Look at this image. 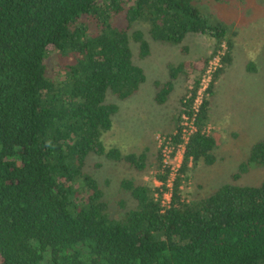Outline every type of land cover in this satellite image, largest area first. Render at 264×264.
Returning a JSON list of instances; mask_svg holds the SVG:
<instances>
[{"label":"trees","instance_id":"obj_1","mask_svg":"<svg viewBox=\"0 0 264 264\" xmlns=\"http://www.w3.org/2000/svg\"><path fill=\"white\" fill-rule=\"evenodd\" d=\"M136 23L161 44L180 45L187 34L213 39L214 54L225 44L221 63H228L229 28L192 0H0V264H264V182L224 184L199 199L181 195L188 164L215 161L216 142L206 131L213 83L168 207L159 189L125 180L136 205L111 217L102 188L85 172L89 154L135 171L146 167L145 152L122 154L101 141L118 111L106 95L124 101L146 79L131 60ZM132 37L146 57L142 33ZM52 52L55 78L46 66ZM181 68L157 83V103L166 101ZM200 76L192 97L181 100L174 145ZM248 167H264V140L251 146L240 172ZM157 176L166 181V173Z\"/></svg>","mask_w":264,"mask_h":264},{"label":"rangeland","instance_id":"obj_2","mask_svg":"<svg viewBox=\"0 0 264 264\" xmlns=\"http://www.w3.org/2000/svg\"><path fill=\"white\" fill-rule=\"evenodd\" d=\"M192 1L212 19L222 21L229 28L232 47L228 63H221L218 76L214 75L211 97L206 96L210 97L206 127L216 142L215 161L210 166L201 162L195 167L188 164L190 170L180 186L183 199L188 200L207 197L224 184L256 186L264 182V167H248L246 172H240L251 146L264 140V0ZM147 29L136 23L129 31L131 60L143 70L145 82L124 101L110 93L106 95V102L117 105L118 111L112 116L111 129L101 138L106 150L117 148L122 154L145 152L146 167L143 171H135L123 163L94 154H89L85 160V172L102 188L109 214L115 218L136 205L129 190L121 186L125 180L133 185L159 189L163 206H167L171 196L157 176L162 172L158 166L160 149L156 137L175 134L181 100L214 53L215 42L206 36L187 34L180 45L170 46L154 42ZM138 31L149 46L144 58L140 55L139 43L132 37ZM223 48L225 55L227 45ZM56 64V53L52 52L46 60L48 76L55 78ZM181 64L166 101L157 103V83L170 80V68ZM235 174H239L237 180L233 179Z\"/></svg>","mask_w":264,"mask_h":264},{"label":"built area","instance_id":"obj_3","mask_svg":"<svg viewBox=\"0 0 264 264\" xmlns=\"http://www.w3.org/2000/svg\"><path fill=\"white\" fill-rule=\"evenodd\" d=\"M223 52L224 48L222 45V48L220 50H218L215 54H212L203 73L200 76L199 86L196 90L195 97L191 105V115L189 116L186 113H183L181 116V121L179 124L181 127V141L177 145H174L172 143V137L178 133L176 130L175 134L171 135L172 137L161 135H158L156 137L160 149L159 155L161 172L166 173L167 175L166 181L162 182L161 186L164 187L165 190L170 193V196L173 184L175 182L176 177L178 176L179 168L182 163V156H184L186 144L190 136L196 131L194 125L196 115L204 98L208 95L207 90L213 82L215 73L219 70L218 68L221 65L222 58L224 57ZM192 88L193 86L189 88V91H187V95L184 97L185 100L183 99L184 102L192 97ZM169 202L170 200L167 202L166 207L169 206ZM161 205L162 207H164L162 199Z\"/></svg>","mask_w":264,"mask_h":264},{"label":"crops","instance_id":"obj_4","mask_svg":"<svg viewBox=\"0 0 264 264\" xmlns=\"http://www.w3.org/2000/svg\"><path fill=\"white\" fill-rule=\"evenodd\" d=\"M179 90H181V89H179Z\"/></svg>","mask_w":264,"mask_h":264}]
</instances>
